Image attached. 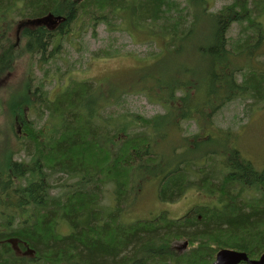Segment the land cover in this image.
Instances as JSON below:
<instances>
[{"label": "trees", "instance_id": "1", "mask_svg": "<svg viewBox=\"0 0 264 264\" xmlns=\"http://www.w3.org/2000/svg\"><path fill=\"white\" fill-rule=\"evenodd\" d=\"M100 24L131 36L168 35L160 45L148 41L170 59L140 68L143 84L132 90L163 113L119 112L132 88L106 93L70 77L54 90L34 73V64L58 58L63 40ZM26 57L22 77L9 80ZM236 97L264 106V0H232L217 10L210 0H0V264H212L222 248L259 258L264 169L228 137L205 131ZM192 120L198 132L174 136ZM165 131L177 140L169 160L157 150ZM200 145L213 147L192 155ZM152 178L161 201L198 188L209 197L219 191L224 205L124 222ZM176 240L188 241L183 252Z\"/></svg>", "mask_w": 264, "mask_h": 264}, {"label": "rangeland", "instance_id": "2", "mask_svg": "<svg viewBox=\"0 0 264 264\" xmlns=\"http://www.w3.org/2000/svg\"><path fill=\"white\" fill-rule=\"evenodd\" d=\"M232 0H210L213 10L219 9L222 5L231 2ZM17 19V18H16ZM18 20V19H17ZM16 20V21H17ZM147 27V26H145ZM239 26L234 25L228 30V37L231 41L235 40ZM241 33V32H240ZM240 35V34H239ZM159 37L167 38L168 35L164 33H154L150 35L141 36L139 34L131 36L126 30L113 31L108 30L104 24L97 26L96 31L92 27L86 29L82 34H76L72 43L63 40V50L60 52L58 58L52 63L41 66V69L36 64L33 65L34 73L38 77H44L45 83L48 88L58 90L59 86H63L69 82V78L88 80L98 83L101 90L109 93L114 87L115 89L141 87L143 82L140 81V71L146 65H154L157 61H162L163 64L170 59L168 52L165 49L157 48L156 44L148 39H156L158 44H161ZM145 38V39H144ZM109 50L111 53L108 56L104 51ZM158 57L155 58L154 54L158 52ZM102 56H94L92 53L98 52ZM28 58L16 61L17 65L13 70L9 80L14 82L19 81V78L25 72L26 62ZM36 60V59H34ZM15 63V64H16ZM141 68V69H140ZM140 69V71H139ZM148 68H146L147 70ZM162 70L163 66L157 68ZM151 70V71H150ZM150 72L154 73L151 68ZM139 71V72H137ZM62 74V75H61ZM59 75H61L59 77ZM7 80V81H9ZM148 87L156 89V82L154 78L148 77L145 80ZM98 86V85H97ZM125 95L122 105L115 108L119 112H133L146 117H151L158 113H163L164 108L148 99L144 93H136L132 91ZM3 97L6 98V91L3 90ZM240 97V96H239ZM236 97L227 106L214 117V125L206 127L205 131L211 137L218 139V137L226 136L233 141L241 154L250 160L257 169H264V106L253 105L247 107L243 98ZM242 97V96H241ZM1 119V118H0ZM219 127L227 129L226 132H220ZM198 127L194 120L182 121L180 123V130L174 132V136L194 134L198 132ZM183 133V134H182ZM225 133V135H224ZM174 140L173 136L166 134V131L158 140L157 150L162 151L166 156V160L173 157L174 147H171ZM211 145H200L192 150V155L195 152L199 154L203 150L209 149ZM185 148L179 147L175 152L183 153ZM185 157L186 159L191 157ZM197 155V154H196ZM203 161L205 159H202ZM210 162V161H207ZM158 178L148 179L143 182V188L140 191V197L132 202L130 208L122 216L124 222L135 221L139 218H146L148 216L155 217L162 212L175 218H179L187 213L195 205H213L222 207L224 200H221V193L216 192L213 197L207 196L198 188L192 190L184 195L174 197L172 200L161 201L159 200L156 192L155 181ZM194 179L196 177L194 176ZM221 178L219 177L218 180ZM106 194L109 196L111 185L106 186ZM251 193L248 192L244 195L246 198ZM105 196L106 205H110V197ZM112 202L114 203V196L112 194ZM178 242V243H177ZM183 247L184 240H176L173 244Z\"/></svg>", "mask_w": 264, "mask_h": 264}, {"label": "water", "instance_id": "3", "mask_svg": "<svg viewBox=\"0 0 264 264\" xmlns=\"http://www.w3.org/2000/svg\"><path fill=\"white\" fill-rule=\"evenodd\" d=\"M43 20L45 21V19ZM36 21L39 23L42 20L37 19ZM183 246L186 247L187 243H184ZM241 261H246L249 264H264V253L259 259H250L245 252L225 248L218 251L216 260L212 264H238Z\"/></svg>", "mask_w": 264, "mask_h": 264}]
</instances>
